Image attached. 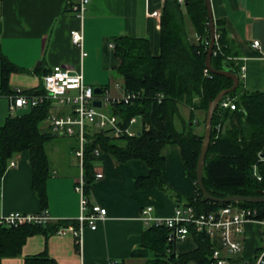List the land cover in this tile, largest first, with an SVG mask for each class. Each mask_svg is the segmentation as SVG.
<instances>
[{
  "label": "crops",
  "instance_id": "crops-1",
  "mask_svg": "<svg viewBox=\"0 0 264 264\" xmlns=\"http://www.w3.org/2000/svg\"><path fill=\"white\" fill-rule=\"evenodd\" d=\"M75 1L0 0L1 49L22 69L10 74L11 89L39 86L44 71L55 64L77 65L79 51L69 36L70 30L79 24L71 9ZM210 4L214 22H219L226 32L229 60L237 69L240 87L264 91V0H210ZM162 5L163 0H89L83 17V48L87 52L82 58L84 81L93 86L107 85L111 94H121L122 83L116 87L113 76L119 60L108 42L113 43L117 35L146 37L150 52L158 55L160 15L150 13L161 12ZM184 23L187 37L196 42L187 16ZM253 39L259 40L260 48L251 45ZM7 105V97L0 94V120L9 113ZM180 106L181 117L188 119L190 108L185 106L184 113ZM51 110L65 114L69 107L56 105L49 112ZM202 117V110H195L193 130L197 133L202 130ZM175 125L181 128L179 119L175 120ZM40 129L49 130L46 119ZM59 138L53 135L45 144L48 175L44 208L32 187V168L26 149L10 158L14 165H6L0 176V215L45 209L51 217L39 230L25 237L17 254L2 257L0 264H25L27 258L41 254L55 264H144L145 258L131 255L139 247L141 232L147 227L141 219L142 209L151 206L148 213L151 217H167L173 213L175 199L160 188L135 186V178L148 173L144 160L119 161L104 151L98 156L87 155L93 173L92 184L86 192L88 202L104 207L106 217L97 220L94 229L87 226L83 229L80 248L70 231L58 234L49 227L60 221H73L79 214V195L74 189L80 173L74 154L76 141L68 138L61 142ZM160 154L164 159L161 171L164 185L182 198L193 196L194 181L185 174L179 145L166 143L161 146ZM99 171L102 176L96 178L95 173ZM259 229L260 226L252 222L245 225L242 253L247 256L256 254L260 247L264 249V242L257 244V237L264 241V231L260 234ZM195 246L189 236L177 243L175 250L188 251Z\"/></svg>",
  "mask_w": 264,
  "mask_h": 264
},
{
  "label": "trees",
  "instance_id": "trees-1",
  "mask_svg": "<svg viewBox=\"0 0 264 264\" xmlns=\"http://www.w3.org/2000/svg\"><path fill=\"white\" fill-rule=\"evenodd\" d=\"M185 16L189 18L195 34L198 35L196 42L187 37ZM214 24L219 47L216 50V45L213 46L216 52L212 51L211 65L216 69L236 72L233 62L229 60L226 32L219 22L215 21ZM159 35L158 55L150 52L146 37L117 35L113 39V52L119 60L115 72L122 78L121 86L124 91L138 93L139 98L129 104L112 103L109 110L120 117L123 125L131 116H138L140 119L137 132L132 136L123 134L114 137L103 131L89 136L83 160L85 193L93 181L92 164L87 155L95 144H99L102 151L110 153L119 161L139 158L146 162L148 173L135 178L138 189H163L175 199L176 204L191 205L196 213L203 214L227 204L203 197L195 182V167L208 101L220 90L231 86L232 79L211 72L205 66L210 36L204 0H163ZM19 70L22 69L2 52L0 45L1 95L7 97L16 93L9 86V78L12 72ZM100 88L104 92L107 85ZM43 92L42 83L22 90L26 95ZM223 97L233 98L234 108L217 105L213 112L210 140L204 157L203 186L207 192L217 197L234 194L264 195V158L259 157L264 148V91L242 89L239 83L234 91ZM51 103V100L46 99L34 106L19 108L18 114L8 113L0 124V176L7 161L14 154L26 149L32 168V187L42 208L46 205L45 181L48 175L45 144L54 134L50 130H41L40 124L46 119ZM179 105L190 108L188 119L181 117ZM197 109L203 112L200 133L193 130ZM176 119L181 122L180 129L175 125ZM166 143L179 145L185 174L194 181L193 196L182 198L172 193L162 182L164 159L160 148ZM228 203L237 207L255 208L256 217H264V202ZM68 222L70 221H60L50 224L49 227L56 230L58 226ZM40 227V224H0V259L17 254L25 237ZM190 230L195 248L176 251L175 243L167 239L169 228L164 224L151 223L141 232L139 247L131 255L145 258L144 264H187L189 261L208 264L215 238L193 226ZM262 250L263 248H258L257 253ZM39 256L27 258L25 264H55L45 254ZM248 258L244 253L238 256V260Z\"/></svg>",
  "mask_w": 264,
  "mask_h": 264
},
{
  "label": "built area",
  "instance_id": "built-area-1",
  "mask_svg": "<svg viewBox=\"0 0 264 264\" xmlns=\"http://www.w3.org/2000/svg\"><path fill=\"white\" fill-rule=\"evenodd\" d=\"M182 2V0H178ZM89 0H76L71 9L75 17L79 20L76 28L69 32L70 41L79 51V62L76 66H64L55 64L42 75V85L44 92L41 94L26 95L19 88H14L16 93L7 96L8 112L24 107L34 106L46 99L52 101L50 109L58 105H65L69 110L65 114H59L50 111L46 117L49 130L54 135L73 136L76 139L74 154L80 166V173L76 178L74 185L75 191L79 195V214L66 225L56 228L58 234H65L70 231L79 247L82 246L83 229L87 226L90 229L96 227L97 220H103L106 217V209L98 204H89L85 193V179L83 176V160L85 157V145L89 136L95 132L104 133L119 137L123 134L132 136L137 132L138 116H131L125 125L122 124L120 117L111 113L109 106L112 103L123 102L129 104L134 99L139 98L136 92H127L122 89L119 95L111 94L108 89L100 94L93 92V85L84 81L82 70V58L87 55L83 48V17ZM151 15L159 16L158 10H153ZM198 39V35H196ZM217 34H215V45ZM251 45L260 48V42L253 39ZM109 47H113L112 42H108ZM216 50H212L213 53ZM242 75V74H241ZM243 76V75H242ZM116 87L120 85L115 84ZM160 96V95H159ZM98 99L100 105L93 104V100ZM218 105L226 108H234L233 98L222 97ZM102 152L100 145L95 144L88 155L98 156ZM7 165H14L13 160H9ZM102 172H96L95 177H101ZM151 206L142 209L141 219L148 226L151 223L155 225L164 224L169 228L167 239L174 242L175 245L191 236L190 227L196 230H203L211 238H215V244L209 256L208 264H232L240 262L241 264H263L264 249L246 260H238V256L244 249L243 233L245 225L248 222L264 226V217H256L257 211L251 207H237L227 203L214 210L206 211L203 214L196 213L191 205L176 204L173 213L167 217H151L148 213ZM51 217L45 209L37 212L11 211L0 215V224L2 225H20V224H45ZM114 264V263H113Z\"/></svg>",
  "mask_w": 264,
  "mask_h": 264
},
{
  "label": "water",
  "instance_id": "water-1",
  "mask_svg": "<svg viewBox=\"0 0 264 264\" xmlns=\"http://www.w3.org/2000/svg\"><path fill=\"white\" fill-rule=\"evenodd\" d=\"M205 5H206V10H207V17H208V27H209V44L207 47L206 51V56H205V66L208 70L214 73H219L228 76L229 78L232 79V84L228 88H224L220 90L212 99L208 101V106L206 109L205 117H204V127H203V134L201 138V146H200V151L197 157L196 161V167H195V182L198 185V188L201 190L203 197L206 199H210L212 201L216 202H264V195H259V196H251V195H239V194H234V195H229L225 197H217L211 195L205 187L203 186L202 182V174H203V165H204V157L205 153L209 144L210 140V133H211V119L213 112L215 108L218 105L219 100L227 93L234 91L236 87L239 84V76L236 72L227 70V69H216L211 65V54L213 50V46L215 43V24H214V18L212 15V10H211V4L210 0H204ZM0 33H1V22H0ZM93 92L95 94H100L102 92L101 88L99 86H93ZM93 104L96 106L100 105V101L98 99L93 100ZM260 158H264V148L263 150L259 153ZM234 264V263H232ZM235 264H241L240 262H237Z\"/></svg>",
  "mask_w": 264,
  "mask_h": 264
},
{
  "label": "rangeland",
  "instance_id": "rangeland-1",
  "mask_svg": "<svg viewBox=\"0 0 264 264\" xmlns=\"http://www.w3.org/2000/svg\"><path fill=\"white\" fill-rule=\"evenodd\" d=\"M113 76L116 78V80H114V82H117V83H122V78H121V76L120 75H118L115 71L113 72ZM116 84V83H115ZM113 85V87H114V84H112ZM59 103H55L54 105H58ZM186 108L187 107H185V106H180V109L182 110V111H184V113L186 112ZM8 111V110H7ZM20 112V110L19 109H17V110H15L13 113H11V115H16V114H18ZM5 115L3 114V117H4ZM3 122V119L2 120H0V124ZM200 126H202V125H200ZM56 136H58V137H60L59 139H61V142H63V141H67L68 140V138L69 139H71V140H75L76 141V139H75V137H73V136H60V135H56ZM76 146V145H75ZM260 231V234H261V231L263 230L264 231V226H260V229H259ZM262 242H264V241H261V239L259 238V237H257V244L258 245H262ZM189 264H192V263H189Z\"/></svg>",
  "mask_w": 264,
  "mask_h": 264
}]
</instances>
